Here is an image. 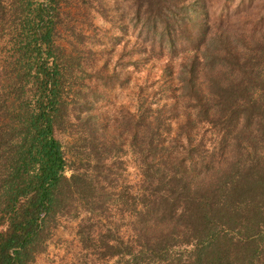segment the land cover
Listing matches in <instances>:
<instances>
[{
    "label": "trees",
    "instance_id": "obj_1",
    "mask_svg": "<svg viewBox=\"0 0 264 264\" xmlns=\"http://www.w3.org/2000/svg\"><path fill=\"white\" fill-rule=\"evenodd\" d=\"M67 1L0 0V264H35L66 215L79 264H264V33L198 20L204 4L138 0L152 42L172 50L184 16L197 35L171 73L179 114L141 96L123 124L130 183L91 74L57 41Z\"/></svg>",
    "mask_w": 264,
    "mask_h": 264
},
{
    "label": "rangeland",
    "instance_id": "obj_2",
    "mask_svg": "<svg viewBox=\"0 0 264 264\" xmlns=\"http://www.w3.org/2000/svg\"><path fill=\"white\" fill-rule=\"evenodd\" d=\"M183 3L204 4L205 16L198 20L212 21L216 28L231 29L248 37L264 33V0H183ZM142 4L138 0H68L64 11L70 13L61 18L57 40L65 55L73 57L72 69L81 76L91 74L83 80L92 79L95 84L93 113L97 114L100 128L115 127L121 143L119 167L124 169L122 173L130 183L137 182L139 173L125 144L123 124L135 111L141 96L153 104L166 107L173 104L170 113L179 114L176 111H181L180 99L173 98L177 93L172 92L175 81L171 73L175 72L182 49H188L197 35L189 17L184 16L183 33L176 37L172 50L166 44L152 42L134 16L135 10L142 11ZM8 38L9 27L0 24V68L8 57ZM163 68L173 71L163 72ZM63 137V141H70L68 136ZM65 173L69 175L70 171ZM76 223L73 215L59 217L45 252L36 257L35 264H79ZM107 264H114V259Z\"/></svg>",
    "mask_w": 264,
    "mask_h": 264
}]
</instances>
